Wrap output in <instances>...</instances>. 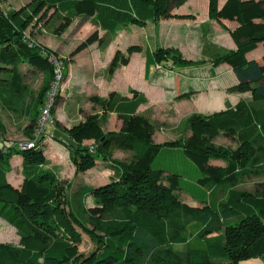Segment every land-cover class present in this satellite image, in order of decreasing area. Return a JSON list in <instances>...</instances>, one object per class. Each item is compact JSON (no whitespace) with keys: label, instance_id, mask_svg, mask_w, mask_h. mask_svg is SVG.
I'll use <instances>...</instances> for the list:
<instances>
[{"label":"trees","instance_id":"16d2710c","mask_svg":"<svg viewBox=\"0 0 264 264\" xmlns=\"http://www.w3.org/2000/svg\"><path fill=\"white\" fill-rule=\"evenodd\" d=\"M185 1L33 0L20 11L6 15L0 11V64L26 57L27 62L49 74L35 122L54 79L48 54L60 58L39 42L30 46L29 37L23 35L40 8L77 14L88 10L99 28L111 37L124 25L175 16L174 10ZM209 14L235 23L230 35L236 48L205 45L203 54L213 64L225 63L231 68L238 81L231 91L247 90L254 103L264 104V53L260 59L246 56L260 43L264 48V0H224L220 7L218 0H209ZM11 43L17 44L23 54L12 49ZM138 49L131 46L128 52ZM171 60L192 63L181 59L172 48L147 50V65H165ZM127 62L128 55L119 57V63ZM14 75L13 71L11 82L0 79V96L6 87L15 90ZM93 99L104 111L116 115L121 122L119 130L105 133L94 120L64 131L65 138L56 135L52 127L45 130L66 147L75 173L93 167L97 158L109 162V181L82 188V200H77L74 207L67 195L66 181L43 166L45 141L38 140L34 148L27 150L0 142V218L13 225L19 235L18 245L0 242V264H238L248 258L264 261V185L254 193L228 187L236 177L254 173L264 165V106L255 107L242 100L234 108L193 114L189 119L193 135L188 142L155 143V125L137 113L138 106L147 101L138 90L131 89L130 96L110 93L107 98ZM32 127L28 137L32 136ZM218 131L239 140L238 147L202 144V133L214 135ZM89 136L94 143L88 147L81 139ZM115 148L133 152L132 160H115ZM18 155L22 158V182L14 186L7 180L6 171L11 157ZM212 158L226 164H214ZM181 191L199 203L181 201ZM220 191L224 196L216 201ZM86 195L94 198L95 208L85 205ZM193 221L202 223L198 232L201 247L189 242L187 226ZM77 227L93 238L95 249L91 252H80ZM212 230L220 233L206 236ZM182 243L186 244L184 250L174 247Z\"/></svg>","mask_w":264,"mask_h":264},{"label":"rangeland","instance_id":"374dc122","mask_svg":"<svg viewBox=\"0 0 264 264\" xmlns=\"http://www.w3.org/2000/svg\"><path fill=\"white\" fill-rule=\"evenodd\" d=\"M32 1L1 0L0 11L3 15L17 12L28 6ZM161 22L163 21H159L155 25L156 27L150 22L146 27L142 28L136 25L126 26L124 29L123 27L119 28L113 36V45H111L115 49V53L109 59L110 54L106 52L108 50L107 32L98 28L92 13L88 10L82 14H77L70 12L59 13L53 8L47 7L40 8L24 28L23 35L54 51L64 60L65 64L59 96L51 109V120L53 123L48 124L47 127H52L51 129L57 135L60 131L64 132L86 120H94L98 129L105 133L119 130L121 122L116 115L112 112L104 111L93 98H107L110 93H113V95L125 92L130 94V84H135V80L129 79L130 83L127 84L122 80L121 72L126 67L119 63V57L122 55L129 56L133 52H128V48L125 47L128 43H137L140 50H143L145 47L153 49L158 46L160 39L161 41H167V35L163 36L161 30L158 29L162 24ZM126 36H128V41L124 39ZM192 39V37L188 39L185 44V51H180L179 55L181 57V54L183 56L187 54L194 57V61L191 60L192 62L202 63L204 60L199 58H205L203 45L200 46L198 43L192 42ZM84 42L88 44L79 49ZM169 44L166 43V45ZM11 46L16 52L23 54L17 44L11 43ZM115 57L116 62L112 64ZM25 58L12 60L6 65L0 64L1 81L11 82L13 71L17 81L15 90L6 87L3 97L0 96V142L14 145L27 140L28 130L34 123L40 97L45 92L50 79L49 74L46 75L45 71L27 62ZM181 59L189 60L182 57ZM170 62L172 64L179 63V61L173 62L172 60ZM172 66L171 64L161 65L156 63L155 75L150 78L146 77L144 81L147 87L151 88V91L149 93L150 99L140 108V113L156 127L154 142H188L193 135V131L189 126L190 117L193 114L204 115L210 112L209 109L204 112L185 103V101H180V98H178L180 97L178 96L180 95L179 92L169 91L165 87V83L157 82L166 81L167 79L166 82L171 83L173 80L174 86L177 85L178 78L183 75L178 71V75L169 73L171 68H173ZM172 71L176 73L175 70L172 69ZM219 71L220 73L217 74L219 77L211 79L208 67L200 66V69H192L191 72L184 71L186 73L184 76L201 77L202 75V77L209 78L207 80L208 83L215 80L217 85L220 82L229 84V73L226 70L220 69ZM16 76H18L17 79ZM134 77L137 78L136 75ZM240 96L245 98V102L252 106H264V104L254 103L250 92L247 90L241 92ZM190 103L193 102L190 101ZM58 135L61 136L60 134ZM201 137L200 140L204 146L212 145L215 148L234 149L239 145V140L227 137L221 131L214 135H210L207 132L202 133ZM53 140L51 138L44 142L46 145H44L45 149L42 150L43 166L48 169L55 168L57 173L62 175L61 178L67 183L68 198L74 207L77 200H82L79 193L82 188L106 184L111 178L112 170L109 167V162L97 158L93 167L81 172V174H79L80 172L74 174L73 167L66 155L67 149L59 147L60 149L58 150L60 152L56 153L53 149L51 151L47 150L49 149L47 147L48 142L51 143ZM81 142L89 147L94 143V139L92 136L84 137ZM51 155L53 156L50 157ZM112 156L115 160L129 162L133 158V152L115 148L112 151ZM211 162L221 166L226 164L225 161L217 158H212ZM262 169H264V165H259L256 172L236 177L228 187L238 191L254 193L261 185H264V171ZM179 196L180 199L182 197L186 198L185 194L179 193ZM83 202L87 207L95 208L96 202L92 196H84ZM77 229L80 232V243L78 245L80 252H91L95 249L93 238L87 231H83L78 227ZM90 230L93 229L90 227ZM218 233L220 232L212 230L206 236L214 237ZM0 242L13 245H18L19 242L17 231L1 219Z\"/></svg>","mask_w":264,"mask_h":264},{"label":"crops","instance_id":"0c3cea01","mask_svg":"<svg viewBox=\"0 0 264 264\" xmlns=\"http://www.w3.org/2000/svg\"><path fill=\"white\" fill-rule=\"evenodd\" d=\"M224 0H218V7H220L223 4ZM54 10V9H53ZM175 16L169 17V18H163L159 21L162 24L158 29L161 30L162 35H167V41H159V45L155 46L153 49L149 47H145L143 50H140L139 44L137 43H128L126 48H129L132 45H136L139 47L138 50H134L129 56H128V62L126 64H123L122 66L126 67V69L122 70V80L124 82L130 83L129 79L135 80V84H130V90L136 89L141 94L145 96L147 101L145 103H142L137 108V113H140V108L148 102L150 99V91L151 88L147 87L146 83H144L146 77H152L154 74L155 64H149L146 63V53L147 50H154L157 47L161 48H172L179 54L183 52L185 49V44L188 42V39L192 37V42L198 43V45L203 47L205 45H208L210 47H222L227 49H234L236 48V44L234 40L232 39L230 35V30L233 29L235 26V23L228 20H217L213 16L209 14V0H186L184 3H182L178 8L174 10ZM60 13H67V12H60ZM159 21L153 22L148 21L145 24L138 25V24H130V25H136L137 27H146L148 23H153L154 26L159 23ZM130 25H124L122 26L123 29L126 26ZM156 27V26H155ZM99 28V26H98ZM139 28V29H140ZM100 30L106 31L104 29L99 28ZM117 31V30H116ZM107 32V31H106ZM115 34V33H114ZM107 38V51L109 55V59L113 57L115 53V49L111 45H113V36ZM108 35V33H107ZM161 37V34H160ZM126 41H128V36H126ZM166 43H170L169 45H166ZM114 50V51H113ZM181 51V52H180ZM185 51V50H184ZM264 53V48L262 43H260L255 49L252 51H249L246 56L247 58H256L260 59ZM182 58L189 59L194 61V57L189 56L187 54H184V56L181 54ZM208 56L205 55V58H199L203 59L204 61L202 63H188V62H179L176 64H172L170 61H168V64L173 65L169 73H172L174 75H178L177 71L181 73L183 76L178 78L177 85L174 86V81L172 80L171 83L166 81H157L160 83H165V87L168 88L169 91H176L180 93V101H185V103L190 104L194 107H197L198 109L203 110L204 112L208 109L210 110L209 113H213L220 111V110H226L228 108H234V106L239 101H245L243 97L240 96L241 92L238 91H230V88L234 86L238 81L234 73L232 72L231 68L225 64V63H219V64H213L212 61L208 58ZM196 60V59H195ZM75 61V60H74ZM199 66V67H196ZM200 66H206L208 67V72L211 73V79H216L219 76L217 74L220 73L221 70H226L229 73V84L226 82H220L217 85V82L213 80L211 83H208L207 77H201L195 76V77H189L184 76L186 73L184 71H192V69H200ZM173 70H175L176 73H174ZM134 75L137 76V78L134 77ZM141 76V78H140ZM204 79V80H203ZM204 81V82H203ZM155 82V81H153ZM155 84V83H154ZM203 86V88H202ZM129 88V87H128ZM164 89V87H163ZM149 90V92H148ZM118 95L121 96H130L129 93H119ZM185 98V99H184ZM192 101L193 103H190ZM207 113V114H209ZM141 114V113H140ZM156 132V131H155ZM62 137H67V134L65 132L58 133ZM155 138V133L153 135V139ZM160 143V142H155ZM46 145V144H44ZM47 147L49 151L53 149L56 152H58L60 149L59 147L66 150V147L64 145L58 143L57 141L53 140L51 143L48 142ZM43 149H45V146H43ZM60 152V151H59ZM62 152V151H61ZM67 157L69 158V152L67 150L66 152ZM51 155L50 157H52ZM21 163L22 158L18 156H13L9 160L8 170L6 171V178L7 180L12 183L14 186H19L22 182V172H21ZM69 163L73 167L74 174L75 173V167L72 164L70 158ZM52 169L58 177H62V175L58 174L55 168ZM81 174V172L79 173ZM180 194H185L186 198L180 199L181 201L189 204V205H197L199 201L195 199L193 196H191L188 193L185 192H179ZM178 193V195H179ZM213 191H211V194ZM223 192L220 191L219 195L216 197V201H219L223 198ZM180 198V196H179ZM1 220L7 222L5 219L0 218ZM12 228L16 230V228L11 225L9 222H7ZM202 228V223L199 222H191L187 226V234L189 236V242L196 243V246H202L203 241L198 238V232ZM17 231V230H16ZM19 243V242H18ZM189 243V244H190ZM190 246V245H189ZM175 248L184 250L186 248V244H176L174 245ZM238 264H264V261L261 258H248V259H242L238 262Z\"/></svg>","mask_w":264,"mask_h":264},{"label":"built area","instance_id":"2783aa9c","mask_svg":"<svg viewBox=\"0 0 264 264\" xmlns=\"http://www.w3.org/2000/svg\"><path fill=\"white\" fill-rule=\"evenodd\" d=\"M28 43L30 46L38 43L36 40L29 38ZM43 54L46 51L42 49ZM48 60L54 66V79L50 84V87L46 93L43 104L40 107V111L32 127V136L28 137L24 142H19L16 146L19 150H27L34 148L38 140L45 141L52 138V132L46 133L45 130L48 124L53 123L51 120V109L57 100L63 72L65 69L64 61L55 56L54 54H48ZM11 144V143H9Z\"/></svg>","mask_w":264,"mask_h":264}]
</instances>
